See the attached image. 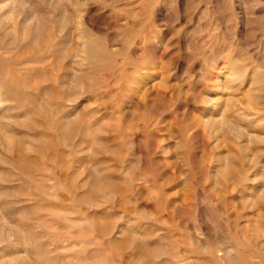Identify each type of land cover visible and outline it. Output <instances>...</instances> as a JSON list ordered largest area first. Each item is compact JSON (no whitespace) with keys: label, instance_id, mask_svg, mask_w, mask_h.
<instances>
[{"label":"rangeland","instance_id":"1","mask_svg":"<svg viewBox=\"0 0 264 264\" xmlns=\"http://www.w3.org/2000/svg\"><path fill=\"white\" fill-rule=\"evenodd\" d=\"M58 3L0 0V96L22 109L0 117L26 124L0 123V235L13 236L0 264H264V0H89L69 12L91 43ZM121 35L128 60H144L134 78L108 55ZM77 61L104 62L92 75L119 89L94 122L119 157L100 158L111 213L92 206L90 160L73 155L92 146L71 122L93 98L58 111ZM57 120L69 123L53 131ZM130 211L155 221L129 228Z\"/></svg>","mask_w":264,"mask_h":264},{"label":"clouds","instance_id":"2","mask_svg":"<svg viewBox=\"0 0 264 264\" xmlns=\"http://www.w3.org/2000/svg\"><path fill=\"white\" fill-rule=\"evenodd\" d=\"M89 0H59L58 4L52 5L53 8H62L64 9V21L65 25L67 23H71L75 25L76 31L80 32L82 38H90L91 40L95 39V34L91 33L90 29H87V26L83 24L81 15H73L69 12V9H77L86 6ZM96 2H104V0H96ZM37 25V30H39L40 21L38 19L33 21ZM31 27V23L29 24ZM122 48H114L108 53L109 57L112 59H124L126 61L125 67L130 69V75L134 78L139 75L141 68L143 67L144 60L142 57H136L134 60H128V53L131 51L132 43L124 36L121 35L119 38ZM91 52L97 51V49L92 46L89 49ZM104 62H90L88 64H77L73 67L74 73V81L75 88L69 90L67 88L62 90V94L58 97L59 101L62 103L58 107V111L63 112L67 111L70 108H73L76 104L79 103L81 99L84 97L93 98L94 102L89 103L86 109L88 113L84 117H78L71 123L75 124L78 129H83V132H77V135H83L86 141H91L92 146L87 149V151H80L77 149L73 152L74 156H86L89 158L90 163L88 165V171L92 173L89 177L90 180L94 179L95 184L92 185V191L95 198L99 201L98 203L92 205L93 207L100 209L103 208L106 212L111 213L112 210L116 207V196L107 195L109 193L110 188L108 185L111 184V181L107 179L109 173L112 171V161H104L100 158H116L117 155L113 152L107 151V149L95 142V121L97 120V115L100 110L105 109L108 105H113L117 103V96L114 94L119 92L118 88L113 87L110 83L103 81L99 77H95L92 75L99 68L103 67ZM144 75H148L147 72ZM130 86V82H129ZM17 102L14 100L6 99L3 96H0V110L9 107L12 111H20L22 109L18 107H13ZM199 106V103H198ZM203 106L206 108H215L216 103L212 100L203 101ZM8 113H6L7 115ZM239 115V113H237ZM0 123L3 124H17L19 127H26L24 122H16L5 120L3 117H0ZM56 128L61 131L63 128L69 123L64 120H57ZM187 141L184 144H181L180 147H185ZM83 145H81V148ZM132 145L127 144L126 151L131 152ZM68 163H71V159L69 158ZM95 165V166H94ZM83 175V173H81ZM122 175L128 177V173L122 172ZM195 171L192 170L191 167L188 169V174L186 176H181L180 179L185 180H195ZM260 179H264V177H260ZM227 184V178H224V185ZM87 186V185H86ZM118 187L121 189V198L128 199L133 197L134 194L131 192V188L129 187L128 181H121ZM67 191V189H65ZM71 195V193H69ZM106 205H111V207H106ZM129 207L131 205L129 204ZM129 221L128 227L132 228L134 226H148L152 222L155 221V217L145 215L143 213H139L136 211H130L128 213ZM15 234L21 238L22 242H27V234L20 230L16 229ZM13 239V236L8 233H4L0 235V243H6ZM131 250V249H130ZM162 255H166L165 253H161L160 255L153 256L152 259L159 261Z\"/></svg>","mask_w":264,"mask_h":264}]
</instances>
